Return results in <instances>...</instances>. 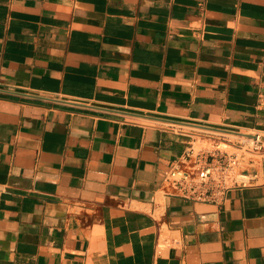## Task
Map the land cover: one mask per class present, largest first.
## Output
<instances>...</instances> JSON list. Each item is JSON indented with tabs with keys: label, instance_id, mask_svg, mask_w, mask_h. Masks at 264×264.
Here are the masks:
<instances>
[{
	"label": "crops",
	"instance_id": "obj_1",
	"mask_svg": "<svg viewBox=\"0 0 264 264\" xmlns=\"http://www.w3.org/2000/svg\"><path fill=\"white\" fill-rule=\"evenodd\" d=\"M264 138V0H0V264H264V155L220 204L190 145Z\"/></svg>",
	"mask_w": 264,
	"mask_h": 264
},
{
	"label": "built area",
	"instance_id": "obj_2",
	"mask_svg": "<svg viewBox=\"0 0 264 264\" xmlns=\"http://www.w3.org/2000/svg\"><path fill=\"white\" fill-rule=\"evenodd\" d=\"M226 149L211 152L192 145L167 171L164 183L169 195L220 204L229 190L256 182V167L264 155V138L258 132L242 134Z\"/></svg>",
	"mask_w": 264,
	"mask_h": 264
}]
</instances>
